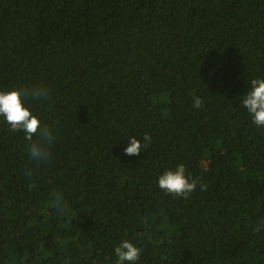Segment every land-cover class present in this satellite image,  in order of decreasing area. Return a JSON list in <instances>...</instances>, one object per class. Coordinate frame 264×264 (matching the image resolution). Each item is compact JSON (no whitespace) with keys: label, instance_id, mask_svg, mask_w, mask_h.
Wrapping results in <instances>:
<instances>
[{"label":"trees","instance_id":"trees-1","mask_svg":"<svg viewBox=\"0 0 264 264\" xmlns=\"http://www.w3.org/2000/svg\"><path fill=\"white\" fill-rule=\"evenodd\" d=\"M253 79L264 0H0V91L46 87L25 104L53 136L33 161L0 117V264H119L124 240L134 264H264ZM180 164L187 198L158 185Z\"/></svg>","mask_w":264,"mask_h":264},{"label":"clouds","instance_id":"clouds-1","mask_svg":"<svg viewBox=\"0 0 264 264\" xmlns=\"http://www.w3.org/2000/svg\"><path fill=\"white\" fill-rule=\"evenodd\" d=\"M50 98L49 91L43 85H33L29 87L16 88L11 91H0V117H3L10 130L13 132L23 131L25 139L29 142V155L33 161L45 162L49 159V146L52 143L53 136L48 126L42 125L39 117L33 114L31 109L26 106V100H47ZM243 106L252 116L253 122L258 127H264V79H253L251 81V90L243 99ZM203 101L200 97H195L193 101L194 108H200ZM35 137V139H34ZM142 144L135 136L130 137L129 146L124 149L127 155H139L142 148H147L151 142V136L144 135ZM31 172L26 173L30 175ZM159 187L166 193L187 196L197 187V180L192 179L190 174L186 175V168L183 164L176 167L175 170H166L159 176ZM202 190H207V185H202ZM62 197L56 194L57 205L61 204ZM264 224V220L261 221ZM261 230L260 225L254 229L255 232ZM141 249L136 247L130 240L122 241L115 248L119 264L130 262L134 264L139 260Z\"/></svg>","mask_w":264,"mask_h":264}]
</instances>
